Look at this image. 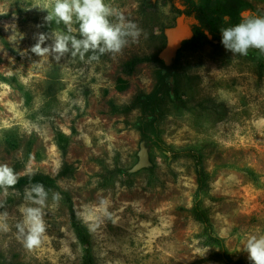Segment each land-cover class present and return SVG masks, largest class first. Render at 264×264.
I'll use <instances>...</instances> for the list:
<instances>
[{
  "label": "rangeland",
  "instance_id": "1",
  "mask_svg": "<svg viewBox=\"0 0 264 264\" xmlns=\"http://www.w3.org/2000/svg\"><path fill=\"white\" fill-rule=\"evenodd\" d=\"M248 1L251 7L242 14L264 17V0ZM54 3L0 0V75L6 77L0 79V164L14 168L16 176L48 175L67 192L94 264H224L213 258L215 246L199 242L202 227L190 212L193 161L161 152L137 127L142 105L134 97L167 79L171 88L161 96L158 134L174 147L202 148L211 172L203 205L231 256L252 264L246 239L264 235L261 54L226 51L220 29L227 20L207 27L192 18L183 20L190 35L180 39L171 58L161 56L166 71L157 60L131 66L130 59L165 48L180 15L169 0H105L137 24L138 42L129 37L121 53L94 61L88 59L92 53L83 60L73 56L71 45L61 55L51 50L54 35L69 33L63 23L46 19ZM42 34L40 47L49 52L40 56L32 48ZM122 104L130 109H113ZM141 140L151 165L129 172ZM56 141L64 144L63 153ZM242 167L255 171L257 180ZM33 185L0 188V264H82L66 196L52 187L43 186L48 195L42 242L25 247L23 210L40 207L27 198Z\"/></svg>",
  "mask_w": 264,
  "mask_h": 264
},
{
  "label": "clouds",
  "instance_id": "2",
  "mask_svg": "<svg viewBox=\"0 0 264 264\" xmlns=\"http://www.w3.org/2000/svg\"><path fill=\"white\" fill-rule=\"evenodd\" d=\"M46 19L63 23L69 33H56L51 50L62 55L69 51L71 45L72 55H79L82 60L86 53H92L88 57L89 61L98 60L99 55L105 53L119 54L129 44V37L132 43H136L141 35L136 23L127 20L106 4L105 0H55L52 13ZM74 23L78 26L73 27ZM205 35L210 36L208 33ZM45 38L43 34L40 35L37 44L32 48L37 55L43 56L49 52L48 47H40ZM220 44L226 51L242 56H246L249 49L264 53V17L251 13L241 14L238 23L220 29ZM16 182L17 176L13 169L7 164H0V187L6 189ZM47 195L42 184H35L27 191V198L33 204L40 205L23 210L24 223L28 226L24 244L29 249L39 246L42 242L46 228L43 206ZM58 199L59 194L54 193L53 200ZM20 230L23 232L22 227ZM244 251L252 264H264V235H249Z\"/></svg>",
  "mask_w": 264,
  "mask_h": 264
},
{
  "label": "trees",
  "instance_id": "3",
  "mask_svg": "<svg viewBox=\"0 0 264 264\" xmlns=\"http://www.w3.org/2000/svg\"><path fill=\"white\" fill-rule=\"evenodd\" d=\"M171 8L183 20L189 21L190 19H196L202 26L215 27L218 24L228 21V26L238 23L241 19L242 11L249 9L251 3L248 0H169ZM202 26L199 27V31H202ZM227 26V27H228ZM194 37V36H193ZM257 50V49H255ZM263 60L260 61V65H264V53L257 50ZM163 49L151 56L134 57L130 59V65L134 66L139 62L154 61L157 60L162 66L165 67V71L168 68L167 61L164 60ZM171 58V57H170ZM161 71V75L165 73ZM160 75V77H162ZM0 79L6 80V77L0 75ZM167 89L170 93V83L167 79H163L159 84H156L154 88L148 93H138L134 99L142 105L141 114L139 116L137 127L140 131L141 137L150 142L161 152L169 154L172 158L187 157L193 161V168L195 173L196 188L194 190L190 212L193 217L201 224V233L199 235V242L201 245H212L217 248L213 253V258L222 260L224 264H251L245 262L242 258H233L226 246L225 237L219 235L208 215L206 207L203 205V197L209 192V178L211 172L208 171L204 163V154L201 147L197 146H183L174 147L164 142L158 134V123L160 117L159 104L163 90ZM116 111L129 110L130 105H112ZM56 145L63 153L65 150L64 144L56 141ZM17 168V167H16ZM15 169L13 168V171ZM252 179L257 180L258 175L255 171L248 167H242ZM42 184L44 187H52L60 193L66 196L68 205V212L70 216V222L74 229L77 239L82 245V264H94L93 255L90 250V242L87 237L86 228L78 221L73 206V200L63 191L59 185L45 174L37 173L32 177L17 176V182L11 187H20L26 183ZM1 188V187H0Z\"/></svg>",
  "mask_w": 264,
  "mask_h": 264
},
{
  "label": "water",
  "instance_id": "4",
  "mask_svg": "<svg viewBox=\"0 0 264 264\" xmlns=\"http://www.w3.org/2000/svg\"><path fill=\"white\" fill-rule=\"evenodd\" d=\"M190 34L183 29V18L178 17V21L173 29L168 32V43L163 49V56L169 58L174 52L176 47L179 45L180 39L188 37ZM138 159L136 163L129 169V172H136L139 169L149 167L151 160L149 157L148 147L144 140L139 143V149L137 151Z\"/></svg>",
  "mask_w": 264,
  "mask_h": 264
}]
</instances>
